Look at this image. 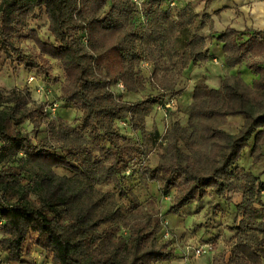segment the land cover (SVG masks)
I'll list each match as a JSON object with an SVG mask.
<instances>
[{
    "label": "trees",
    "instance_id": "obj_1",
    "mask_svg": "<svg viewBox=\"0 0 264 264\" xmlns=\"http://www.w3.org/2000/svg\"><path fill=\"white\" fill-rule=\"evenodd\" d=\"M41 10L51 38L34 36L35 41L61 67L62 105L81 117L68 124L58 116V104L52 112L56 103L46 108L29 89L0 94V246L8 261L158 264L172 259L174 246L159 238V218L134 214L137 200L125 181L137 174L146 183L159 182L163 196L175 189L168 206L175 215L208 189L225 203L237 193L228 228L233 241L224 263L264 264V180L240 163L246 151L252 164L264 156V32L228 27L210 33L221 45L222 65H244L257 77L247 84L235 72L220 77L214 88L201 76L192 88L186 123L173 118L160 134L145 129V118L173 98L183 74L213 58L200 32L205 15L198 18L182 0H0V49L8 57L15 51L26 68L31 57L12 36L25 31ZM142 63L151 66L148 78L140 73ZM146 82L154 94L122 99L125 92L144 90ZM230 118L240 119L233 132L223 128ZM26 121L32 136L21 129ZM118 123L139 139L123 136ZM158 146L163 159L154 167L144 165L149 150ZM105 185L130 206L103 190ZM28 239L51 255L49 262L24 258Z\"/></svg>",
    "mask_w": 264,
    "mask_h": 264
},
{
    "label": "rangeland",
    "instance_id": "obj_2",
    "mask_svg": "<svg viewBox=\"0 0 264 264\" xmlns=\"http://www.w3.org/2000/svg\"><path fill=\"white\" fill-rule=\"evenodd\" d=\"M200 32L206 37L209 34L204 32V29ZM34 36L41 40L51 38L48 31V19L42 10L39 17L29 18L25 31L12 36L15 45L20 48L21 53L31 57V63L28 68L23 66L21 59H17L15 51H11V57H8L0 49V94H8L14 87L29 89L34 101L44 102L46 108L51 103L58 104L56 109L58 116L68 124L76 125L79 122L81 113L71 106H63L60 100V84L63 78L61 67L54 59L41 52ZM209 39L207 38V40ZM210 59H207L209 61L207 64L212 63ZM207 64L205 62V65ZM195 67L196 65L193 69ZM193 69L183 74L179 80L177 91L173 95L176 101L174 114H168L166 117L164 111L154 106L151 113L145 118L146 130H158L160 134H164L173 118L179 119L182 124L186 123L185 112L191 102L192 88L195 81L201 77L198 68L194 71ZM150 72L151 66L147 63H142L140 66L141 75L148 78ZM145 85L144 90L136 93L125 92L122 99L132 102L143 99L148 94L155 93V90H152L148 82ZM125 125L118 123L121 134L130 139H139L138 133L133 132L128 125ZM239 125V118H230L223 128L233 132ZM31 128L32 125L27 121L21 126L22 130L28 131L32 136ZM163 155V148L158 146L149 150L143 163L149 167H154L163 159ZM243 157L245 158V154ZM244 158L241 159L240 163L244 162ZM140 165L136 164L135 168H139ZM125 182L137 200L134 214L140 218L147 214L159 218L161 223L159 238L162 241L168 240L174 246V249L177 250L175 252L177 260H179L180 254L184 256L185 252H189L188 260H184V258L182 260L184 264H225L224 262L227 261L229 255L228 249L233 241L234 233L228 228L236 216L233 203L239 200L237 193L232 194L231 203H225L222 200H218L216 195L208 189L201 200L191 201L186 207H183L182 213L175 215L169 213L168 207L175 189L172 188L167 196H163L159 182L149 181L146 183L144 180H140L137 174L126 179ZM101 188L113 192L115 198L120 200L124 207L130 206V202L127 199H120L117 196V192L111 185H105ZM1 236L2 233L0 232V238ZM25 244L23 252L26 260H37L34 263H40L42 260L50 261L51 255L40 251L34 245L33 239H28ZM204 244L209 246L210 251L200 256V260L194 259L196 257L193 256L192 251ZM10 263L17 264L13 261H8L7 252L0 246V264ZM25 264L30 263L25 262Z\"/></svg>",
    "mask_w": 264,
    "mask_h": 264
},
{
    "label": "crops",
    "instance_id": "obj_3",
    "mask_svg": "<svg viewBox=\"0 0 264 264\" xmlns=\"http://www.w3.org/2000/svg\"><path fill=\"white\" fill-rule=\"evenodd\" d=\"M188 3L191 8L198 14V18L205 15L204 32L219 33L228 27L239 31L259 30L264 32V0H182ZM206 37V46L210 50V55L219 60V64L205 63L197 64L193 71L198 68L199 75L204 76L206 83L210 87L217 88L220 84V77L238 72L242 79L251 84L257 76L253 74L244 65L228 69L222 65V52L220 43ZM206 36V35H205ZM247 36L242 35L245 39ZM207 38L209 40H207ZM205 65V66H204ZM219 65V66H218ZM201 69V70H200ZM244 159L243 166H251L252 170L259 174L260 179L264 180V156L255 164H252L250 157L247 155ZM262 201L264 202V192L262 193ZM186 207V206H185ZM183 209V208H182ZM180 213H182L180 211ZM177 252V250H175ZM177 254V253H176ZM175 255L172 259L158 264H184L183 255L179 256V260ZM200 260V257L194 258Z\"/></svg>",
    "mask_w": 264,
    "mask_h": 264
},
{
    "label": "built area",
    "instance_id": "obj_4",
    "mask_svg": "<svg viewBox=\"0 0 264 264\" xmlns=\"http://www.w3.org/2000/svg\"><path fill=\"white\" fill-rule=\"evenodd\" d=\"M173 4V2H171V5ZM212 61V63L217 64L218 60L216 57H213L210 59ZM208 61V60H207ZM117 88L118 89H123V85L122 83H118L117 84ZM57 104H53L50 109L52 110V112H54L55 108H56ZM176 106V101L174 100V98L169 99L168 101L165 102V104L163 106H158V108L162 111H166L167 109H171L174 108ZM210 251V248L207 244L204 245H200L199 247L195 248V250L192 251L193 256L198 258L200 256H202L203 254H205L206 252ZM190 253L189 252H185L184 253V260H188Z\"/></svg>",
    "mask_w": 264,
    "mask_h": 264
}]
</instances>
